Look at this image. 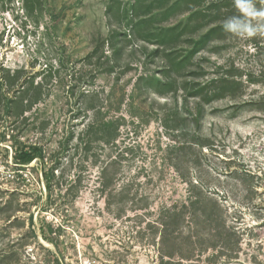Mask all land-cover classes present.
<instances>
[{
    "label": "rangeland",
    "instance_id": "1",
    "mask_svg": "<svg viewBox=\"0 0 264 264\" xmlns=\"http://www.w3.org/2000/svg\"><path fill=\"white\" fill-rule=\"evenodd\" d=\"M130 1L0 0V264H264V35L220 30L173 68L229 9L202 0L209 16L154 53ZM162 13L154 27L188 22ZM229 70L233 96L190 93ZM194 197L212 227L186 209L163 244L160 210Z\"/></svg>",
    "mask_w": 264,
    "mask_h": 264
},
{
    "label": "trees",
    "instance_id": "2",
    "mask_svg": "<svg viewBox=\"0 0 264 264\" xmlns=\"http://www.w3.org/2000/svg\"><path fill=\"white\" fill-rule=\"evenodd\" d=\"M223 1L225 2L222 3ZM201 2L202 0H175L171 5H169V0H132L130 1L129 11L131 12L132 17L134 18L139 17L138 20L134 22L133 31L135 33L137 32L136 35L143 38L144 40L155 42V44L157 45V48L153 51L154 53H158L159 48L162 47L163 52H167L168 50V52L171 54L173 50H178L176 48V43L179 37L182 35V33L190 27V22L195 21L196 23V20L198 21L201 18L204 19L209 16L207 15L206 10L202 11L198 8ZM254 3L257 8H260V7L264 8V0H254ZM217 6H218V9L219 8L221 9V7L226 8L227 10L229 9L226 15L230 13L231 17L241 15L239 9L237 8L235 4V0H214L212 2V6L210 7L214 8ZM158 8L161 9V11L163 12L161 14V21L167 20L172 15L174 16L179 13L189 12L187 24L183 28H178L175 26H170V27H156L155 26L154 27L153 26L154 22H157V21H155V16L153 15V11ZM219 15L220 13H218V16ZM131 22H133V19H131ZM196 26L199 27L200 26L199 23H197ZM220 30L226 32L223 28V25H217V26H213L209 28L205 33H203L199 37V39L193 42L194 45L192 46L190 51H188L186 55L180 61L172 60L174 63L173 64L171 63V66L173 68L178 67L183 61L190 59L194 54L198 52L199 49H201L212 38H214L215 34H217ZM19 73H20L19 70L15 71L12 79L13 80L18 79ZM236 76H237V73L229 70V71H226L223 75H220L218 77H215L203 83V85H200V83L193 82L194 85L193 84L191 85L190 93L194 96L195 95L199 96L200 98L205 100V102H209L210 100L214 98L216 99L223 98L226 95L233 96V93H235L236 90H238L241 84V81L236 79ZM249 80H252V79H249ZM14 82L11 83V85H13ZM154 82H157V80ZM23 84H26V83H23ZM170 84L172 86V83H167L166 86H169ZM2 86H3V82L0 81V88ZM22 88L23 89L19 90L20 91L19 93L23 94L25 92V94L19 96L20 100L18 101V103L21 104L20 112L23 113L24 111L28 110L31 107V103L33 101L28 100L27 98L26 91L28 89H26L24 85H22ZM4 96H5V99H4V102H2V104L9 111L11 108L10 107L11 104L16 103L17 101H14V99L7 97L5 94ZM30 101L31 103H29ZM201 114H202L201 109L200 110L198 109V112L196 115L197 119H199ZM93 124L88 125L87 133L88 132L93 133V129H95ZM106 127L108 128L109 126L103 123L99 131H103ZM111 127H113V125H111ZM115 136L116 135H109V137H107L106 135H104L103 137L100 136L97 139L106 138L105 140L110 141V140H113ZM33 149H36V148L34 147ZM15 156L18 160H22V161H30L32 159V155L30 151L24 150V149H20L19 151H17L15 153ZM194 198L195 199H190L187 203H184L183 209H178L177 207L169 206V207H163L160 210L161 211V214H160L161 222L159 223V225L161 226L162 229L160 232L159 240L163 244L164 243L168 244L171 239H175L178 237V235L181 234V231H180L181 224L180 223L177 224L178 222L177 220L187 218L184 216L186 209L188 210L191 209L190 218H192L193 220L194 218H198V219L200 218L204 222L208 223L210 228L212 227L211 224H212L213 218L209 215L206 216V215L199 214L200 209L198 206H200L201 203L199 200L196 199V197ZM188 210L187 212H189ZM212 232L213 234L210 233L212 234L211 237L212 238L216 237L217 232H215L214 230H212ZM194 235H195L194 233L188 234L187 235L188 240L191 238H194ZM215 242L217 244V241ZM221 243H222L221 249L225 251H227L229 247L231 246V242L228 240V238L222 239ZM210 246L212 248L213 246H215V244L210 243ZM171 256H172L171 253L161 254L162 258L171 257ZM181 258H189V257L181 254Z\"/></svg>",
    "mask_w": 264,
    "mask_h": 264
},
{
    "label": "clouds",
    "instance_id": "3",
    "mask_svg": "<svg viewBox=\"0 0 264 264\" xmlns=\"http://www.w3.org/2000/svg\"><path fill=\"white\" fill-rule=\"evenodd\" d=\"M235 4L241 15L226 19L224 30L247 38L264 35V8H257L254 0H235Z\"/></svg>",
    "mask_w": 264,
    "mask_h": 264
}]
</instances>
